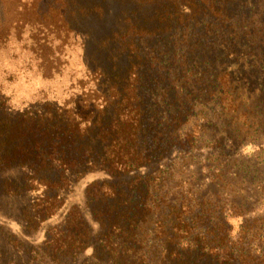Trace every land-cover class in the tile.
I'll return each instance as SVG.
<instances>
[{"label":"trees","instance_id":"trees-1","mask_svg":"<svg viewBox=\"0 0 264 264\" xmlns=\"http://www.w3.org/2000/svg\"><path fill=\"white\" fill-rule=\"evenodd\" d=\"M61 1L0 27V264H264V0Z\"/></svg>","mask_w":264,"mask_h":264},{"label":"rangeland","instance_id":"rangeland-1","mask_svg":"<svg viewBox=\"0 0 264 264\" xmlns=\"http://www.w3.org/2000/svg\"><path fill=\"white\" fill-rule=\"evenodd\" d=\"M67 2V4L64 2L63 5L61 0H0V27L7 24V22H11V24H9L11 27L9 28L10 31L17 32L15 28H23L24 20L15 21V19L17 18V14H21L23 10L24 12L28 11L25 9V7H32L35 4H42L44 10L47 13L54 15L57 11H63V8L65 7L70 8V2ZM25 29L27 30L28 26H26ZM66 43L68 46L64 48V55L67 60L63 68H61L62 75H58L59 78H57L55 82L49 81V85L54 86V89L67 85L70 82V36L67 37ZM74 52L78 54L79 51L77 48H74ZM23 56L26 57L27 55L23 53ZM7 58H9V56H6V58L2 61L0 60V67L4 68L9 64ZM22 67L23 66L20 65V68ZM36 69L37 68H35L34 65L30 64L29 66L25 67V70L19 71L20 76L16 78L17 83L12 86L13 89H15V92L12 91V88L9 89V93L13 95V98H15L17 102H19L22 98H31L35 91L41 88L42 83L40 82L39 77L32 75ZM78 196L79 195H76L73 198L79 201L81 197ZM68 203H70V199ZM11 226L16 229L15 224H12Z\"/></svg>","mask_w":264,"mask_h":264}]
</instances>
